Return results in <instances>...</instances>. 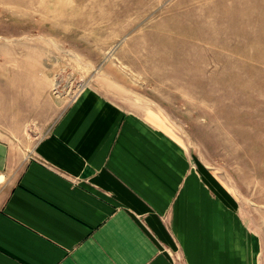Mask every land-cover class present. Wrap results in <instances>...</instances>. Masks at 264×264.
<instances>
[{
    "label": "rangeland",
    "instance_id": "obj_1",
    "mask_svg": "<svg viewBox=\"0 0 264 264\" xmlns=\"http://www.w3.org/2000/svg\"><path fill=\"white\" fill-rule=\"evenodd\" d=\"M91 86L220 176L264 264V0H0V137L19 158Z\"/></svg>",
    "mask_w": 264,
    "mask_h": 264
},
{
    "label": "crops",
    "instance_id": "obj_2",
    "mask_svg": "<svg viewBox=\"0 0 264 264\" xmlns=\"http://www.w3.org/2000/svg\"><path fill=\"white\" fill-rule=\"evenodd\" d=\"M261 254L220 176L97 86L28 156L0 137V264H261Z\"/></svg>",
    "mask_w": 264,
    "mask_h": 264
}]
</instances>
